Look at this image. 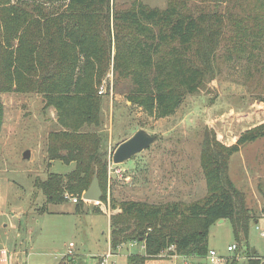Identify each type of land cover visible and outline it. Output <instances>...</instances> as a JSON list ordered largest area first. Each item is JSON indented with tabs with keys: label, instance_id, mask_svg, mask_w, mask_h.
<instances>
[{
	"label": "trees",
	"instance_id": "obj_1",
	"mask_svg": "<svg viewBox=\"0 0 264 264\" xmlns=\"http://www.w3.org/2000/svg\"><path fill=\"white\" fill-rule=\"evenodd\" d=\"M189 1L170 0L165 9L140 2L120 9L113 0H0V93L41 95L44 108L56 110L63 128L49 134L48 160L73 164L66 174L36 177L35 187L48 202L62 203L71 193L78 196L79 210L95 175L103 190L101 201L108 202L107 140L87 130L102 122L99 88L108 75L116 89L123 81L131 82L126 97L133 106L164 118L173 115L188 95L215 81L221 61L238 56L261 64L264 16L257 21L259 14L238 15L234 2L226 13L221 11V5L231 0H203L195 8ZM230 27L232 35L227 33ZM255 104L264 107V96ZM259 139H264V120L230 144L206 128L201 166L207 193L199 200L110 199L111 208L120 209L110 216L111 250L116 253L125 243H142L144 254L129 255L127 264H146L164 252L205 257L210 227L220 219L231 221L237 239H248L250 224L264 215V206L256 211L248 205L245 192L230 176V157ZM93 211H101L100 206ZM70 256L66 262L74 264ZM250 256L248 264H264L251 249ZM226 264H239L238 258Z\"/></svg>",
	"mask_w": 264,
	"mask_h": 264
},
{
	"label": "rangeland",
	"instance_id": "obj_2",
	"mask_svg": "<svg viewBox=\"0 0 264 264\" xmlns=\"http://www.w3.org/2000/svg\"><path fill=\"white\" fill-rule=\"evenodd\" d=\"M169 1L113 0V4L124 9L140 2L151 8L165 9ZM236 1L223 3L221 11L226 13L235 3L234 11L238 15L259 14L257 21L264 16V8L258 9L260 3L264 5V0ZM204 2L189 1L194 8ZM225 21L231 25L228 19ZM233 31L234 27H230L227 33L232 35ZM263 58L262 55L259 65L238 56L221 61L216 80L188 95L173 115L164 118H155L140 106H133L126 97L131 82L123 81L116 89L112 74L108 75L102 122L98 126L90 125L87 130L106 137L108 156L114 153L121 140L131 137L139 129L156 134L158 139L149 148L121 163L126 172L124 177L111 180L107 198H114L117 202L142 200L151 203L192 202L203 198L207 184L201 166V149L206 128H213L220 140L230 144L243 130L264 120V107L255 106L258 98L264 96ZM0 106V196L8 202L0 214V226L15 223L25 227L28 224L32 230L24 237L20 256L13 264H67L71 243L75 247L70 257L79 254L85 261L82 264H100L104 256L95 258L92 255L102 252L112 254L110 264H127L129 255L144 253L139 242L125 243L117 248L116 253L111 248L109 250V211L100 207L101 211L93 212V204L86 208L83 205L78 210V202L66 199L65 195L62 203L48 202L46 195L35 187L36 177L45 180L51 172L65 174L73 167L59 161L49 166L47 162L49 134L63 129L58 123L56 110L44 108L42 96L37 93H0ZM28 150L31 158L25 159ZM230 176L245 192L248 205L259 211L264 206L260 190L264 191V139L246 144L230 157ZM46 205L49 211H37L36 208ZM21 209H29L30 213L19 222L12 210L18 212ZM119 211L110 206L109 216ZM257 221L251 222L248 239L243 237L241 240L236 238L230 220H218L212 224L208 244L210 249L226 257L222 264L234 257L238 258L239 264H248L250 249L256 251L252 255L264 260V215ZM7 234L8 231L6 234L0 232V246H3L0 249L7 248L13 253L15 247L7 243ZM20 242L18 240L17 247ZM232 244L237 245L235 251L228 250ZM185 261L211 264L206 256L183 258L167 255V252L146 264H183Z\"/></svg>",
	"mask_w": 264,
	"mask_h": 264
},
{
	"label": "water",
	"instance_id": "obj_3",
	"mask_svg": "<svg viewBox=\"0 0 264 264\" xmlns=\"http://www.w3.org/2000/svg\"><path fill=\"white\" fill-rule=\"evenodd\" d=\"M158 139L156 134H151L145 129H139L134 135L128 139L120 142L114 153V162L121 164L135 156L136 154L142 152L143 150L149 148ZM31 156V152L26 151L24 158L28 159ZM103 196V190L100 185V181L97 175L94 176L90 187L83 193L82 199L85 201L100 202ZM221 222L224 219H220ZM256 251L253 249L252 253Z\"/></svg>",
	"mask_w": 264,
	"mask_h": 264
},
{
	"label": "crops",
	"instance_id": "obj_4",
	"mask_svg": "<svg viewBox=\"0 0 264 264\" xmlns=\"http://www.w3.org/2000/svg\"><path fill=\"white\" fill-rule=\"evenodd\" d=\"M43 99V98H42ZM43 104H44V100H43ZM52 109H54L53 107H51ZM55 110V109H54ZM56 116H57V114H56ZM57 120H58V117H57ZM126 139H128V138H126ZM125 140V139H124ZM124 140H121L120 142H122V141H124ZM119 142V143H120ZM118 143V144H119ZM47 157V156H46ZM30 158H31V156H30ZM47 162H48V165L49 166H52V165H54L55 163H56V161H50V160H48L47 159ZM59 162H61L62 164H65V163H63L62 161H59ZM67 165H69V166H73V164H67ZM73 168V167H72ZM52 173V172H51ZM54 173H57V172H54ZM63 174V173H62ZM66 174V173H65ZM87 202V203H86ZM85 202V204H84V207L86 208V207H88L90 204H93L94 206L95 205H98V203L97 202H93V201H86ZM89 202V203H88ZM5 206H8V202L6 201V199L4 198V197H2V196H0V214H3V209L5 208ZM13 209H15L16 210V208H13ZM36 209H38L37 211L38 212H44L45 210H48L49 211V209L47 208V205L45 206V207H43V208H41V207H38V208H36ZM15 210H12V213H13V215H16L17 216V218L19 219V222H22V218H24V216H26V215H28L29 213H30V210L28 209V210H25V209H21L20 211H18V212H16ZM74 212H76L75 210H73ZM69 212V211H68ZM91 212V211H90ZM94 212V211H93ZM108 215V214H107ZM108 217H109V232H108V244H109V250H110V216L108 215ZM1 231H3L5 234L7 233V231H8V234H7V236H8V240H7V243L8 244H10V245H14V247H15V249H14V251H13V253H10L9 252V254H10V259H11V264H13V263H15L17 260H18V257L20 256V248H21V246H22V244H23V242H24V237L26 236V235H28L29 233L31 234L32 233V230H31V228H30V226L27 224L25 227H22V226H20V224L18 225V224H15V223H11L10 225H8L7 223L6 224H4L3 225V227L2 226H0V232ZM14 233V234H13ZM13 235V237H11ZM24 239V240H23ZM18 240H21V242H20V245H19V247H17V244H18ZM135 245V244H134ZM0 247H3V246H0ZM75 247V246H74ZM141 248L142 249H144V245L142 244L141 245ZM144 252H145V250H144ZM23 253V252H22ZM108 253V252H107ZM107 253H105V252H102V253H99V254H93L92 256L93 257H100V256H105ZM140 254H144V253H140ZM79 255V254H78ZM77 254H76V257L74 258V257H72L73 258V260H74V264H82L83 262H85L84 261V259H80V257L78 256ZM65 257L66 256H64L63 257V259H65ZM67 258V257H66ZM62 259V260H63ZM14 260H15V262H14ZM61 260V261H62ZM100 264H102V262L100 263Z\"/></svg>",
	"mask_w": 264,
	"mask_h": 264
},
{
	"label": "built area",
	"instance_id": "obj_5",
	"mask_svg": "<svg viewBox=\"0 0 264 264\" xmlns=\"http://www.w3.org/2000/svg\"><path fill=\"white\" fill-rule=\"evenodd\" d=\"M106 82V81H105ZM105 82L101 85V87L99 88V94H104L105 93ZM126 170L124 168H122L121 164H118L116 162H114V158H113V153H110L108 156V188L110 187V183L111 180L113 178H119V177H124ZM65 198L66 199H71L74 202H78V198L77 197H73L71 196L69 193L65 194ZM108 202H97L98 205L104 209L105 211H109V215L110 213V200L107 198ZM264 234V233H263ZM74 244L71 243L69 245V251H68V255H72L73 254V248H74ZM170 249H173V247H171ZM237 249V245L236 244H232L228 246V250L229 251H235ZM112 256V254L110 252H108L105 256H104V260H103V264H110L109 258ZM174 257L176 255H173ZM10 254L7 250V248H2L0 249V264H11V259H10ZM207 259L209 260V262L211 264H222L225 261V256L218 253L217 251H215L214 249H210L208 254H207ZM185 258V257H183ZM187 258V257H186ZM115 264V263H112ZM183 264H192L191 262L185 261L183 262Z\"/></svg>",
	"mask_w": 264,
	"mask_h": 264
}]
</instances>
